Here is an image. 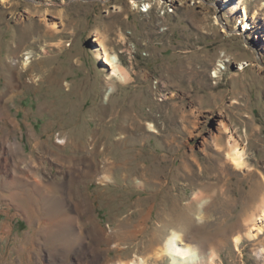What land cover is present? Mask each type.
Here are the masks:
<instances>
[{"label":"rangeland","instance_id":"obj_1","mask_svg":"<svg viewBox=\"0 0 264 264\" xmlns=\"http://www.w3.org/2000/svg\"><path fill=\"white\" fill-rule=\"evenodd\" d=\"M237 1L0 0V264H168L172 230L215 264H264V229L247 234L264 205V0L244 3L257 28ZM100 41L128 73L109 93Z\"/></svg>","mask_w":264,"mask_h":264},{"label":"bare ground","instance_id":"obj_2","mask_svg":"<svg viewBox=\"0 0 264 264\" xmlns=\"http://www.w3.org/2000/svg\"><path fill=\"white\" fill-rule=\"evenodd\" d=\"M2 2L4 0H1ZM35 2H40L41 0H34ZM226 2L229 0H225ZM245 0H238L235 4H233L231 6V10L234 11H238V16L239 14H243V18H245L247 20V22H251L254 23V27H256L255 24V16L252 15L249 16L248 12L246 11V7L244 6ZM242 8V13L241 11L239 12V9ZM250 23V24H251ZM248 23L245 24L246 27H248L247 25ZM253 27V26H252ZM225 30V29H224ZM223 30V31H224ZM226 31V30H225ZM101 43L99 44V47L96 48L97 51V55H99L100 57H102L105 62L106 65H108L109 69H110V75L108 78V89L106 90L107 93H109L111 90L114 89V83L119 80V81H126L128 78V73L126 71V69L120 65V62L118 60V58L113 55L110 54L109 52H107V48L104 46V44L102 43V41H100ZM27 60H29V56L25 57V61L27 62ZM106 93V94H107ZM32 131V130H31ZM30 136H33V133H30ZM231 140L230 142V147H229V153L228 156L230 158V161L233 163V165L235 166H241L242 164H244V151L243 148L238 146V143L236 142V139L233 138L232 135H230ZM56 145L58 147H62L65 146L67 142V139H63L59 138L58 141H56ZM41 145H44L43 143H41ZM10 147V146H9ZM105 178H109L107 176H105ZM137 184H142L141 180L137 179L136 180ZM197 195V194H196ZM196 198V197H195ZM206 200H204L203 198H199L198 201V215L201 216V214L203 213V207L205 205ZM82 204V203H81ZM83 206L81 207H85L84 204H82ZM44 210L47 212H51V208H49V204H44ZM34 208V207H33ZM47 212V213H49ZM52 213V212H51ZM69 221H72V215L68 214L67 215ZM74 220V219H73ZM50 222V221H49ZM49 222H47L46 224V228H48ZM249 229L247 230V234L251 237H255L257 233H260L263 229H264V205L260 211V214H258V218L255 219L254 224L251 225L250 227H248ZM75 233V231H74ZM81 234V233H80ZM71 235L74 236L75 240L81 239L83 235H79V234H70L67 236V239L71 238ZM182 237V234L178 231L172 230L167 237H165L161 248L159 249L161 253L165 254L168 257V264H215V258H216V254L213 250H209V251H205L203 248L196 246L193 243L184 241ZM73 238V237H72ZM234 242L235 244H237L240 240L239 236H235L234 237ZM31 241V240H30ZM32 242V247L34 248L35 246L34 244V240L31 241ZM64 242V241H62ZM203 247V246H202ZM29 255V253H28ZM137 256V255H136ZM146 261L142 258V257H137L134 259H130L127 261H123V260H117V261H113L110 262L109 264H148L145 263ZM108 264V263H107Z\"/></svg>","mask_w":264,"mask_h":264},{"label":"built area","instance_id":"obj_3","mask_svg":"<svg viewBox=\"0 0 264 264\" xmlns=\"http://www.w3.org/2000/svg\"><path fill=\"white\" fill-rule=\"evenodd\" d=\"M163 3V6L160 8V10H161V13H164L165 12V9H168L169 7V3L168 2H166L165 3V1H163L162 2ZM141 7V10L142 11H148V9H149V5H146L145 3H142V5L140 6ZM165 29H167V28H165ZM145 53V52H144ZM143 53V54H144ZM146 54V53H145Z\"/></svg>","mask_w":264,"mask_h":264}]
</instances>
